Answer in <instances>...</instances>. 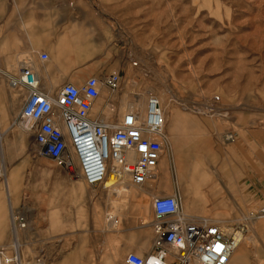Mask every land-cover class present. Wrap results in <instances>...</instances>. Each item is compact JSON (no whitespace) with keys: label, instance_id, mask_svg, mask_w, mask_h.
<instances>
[{"label":"rangeland","instance_id":"rangeland-1","mask_svg":"<svg viewBox=\"0 0 264 264\" xmlns=\"http://www.w3.org/2000/svg\"><path fill=\"white\" fill-rule=\"evenodd\" d=\"M88 1L94 14L110 21L112 38L121 40L125 54L119 67L107 71H120L121 88L110 97L102 90L94 112L108 119L123 111L124 103L143 105L153 94L163 113L174 110L185 124L172 129L177 146L171 139L163 146L159 178L144 187L121 185L118 197L110 191L116 187L87 186L49 158L32 154L33 137L15 125V138L26 136L16 150L19 187L8 185L9 194L3 190L2 198L9 215L11 209L25 214L27 228L40 230L43 240L37 250L19 247L23 262L43 251L49 264L62 259L126 264L128 253L149 252L154 217L146 188L156 195L178 190L174 156L191 150L186 154L196 153L207 175L202 185L190 183L183 212L225 219L235 231L247 228L241 244L245 264H264V216L257 215L264 206V0ZM8 47L0 45V56ZM134 60L138 65L133 67ZM9 63L0 59V69L11 73ZM0 79L3 92L17 97L19 90L8 86V77ZM216 96L219 101L213 103ZM108 98L118 99L114 110H105ZM167 123L168 118V137ZM186 165L190 171V162ZM12 169H5L6 179ZM57 216L70 222L50 227ZM8 245L9 257L12 237Z\"/></svg>","mask_w":264,"mask_h":264},{"label":"built area","instance_id":"built-area-1","mask_svg":"<svg viewBox=\"0 0 264 264\" xmlns=\"http://www.w3.org/2000/svg\"><path fill=\"white\" fill-rule=\"evenodd\" d=\"M46 60L48 56L40 55ZM134 60L131 66H137ZM19 75L8 76L12 89L26 90L22 108L14 123L33 137L31 152L46 157L79 177L85 185L100 187L107 173L114 180L125 177L133 187H144L156 178L157 164L168 137L164 133L161 103L151 94L144 112L130 108L115 112L108 120L94 112L102 90L114 95L121 88L120 71L90 76L80 85L65 83L54 94L38 88V78L26 61L20 64ZM213 103L219 97L212 98ZM117 98H108L112 109ZM0 168V178H4ZM154 232L151 250L143 255L128 253L126 264H228L231 246L218 226L205 218L186 215L178 190L170 195H155L151 202ZM257 215L264 216V206ZM10 235L13 255L0 248V264H49L40 252L22 262L16 234L28 227L25 214L10 210Z\"/></svg>","mask_w":264,"mask_h":264},{"label":"crops","instance_id":"crops-1","mask_svg":"<svg viewBox=\"0 0 264 264\" xmlns=\"http://www.w3.org/2000/svg\"><path fill=\"white\" fill-rule=\"evenodd\" d=\"M112 33L113 26L110 21L102 15L94 14L93 6L88 0H0V45L4 43L9 45L0 59L11 60L8 64L11 73L0 69V76H18L20 64L26 61L38 78V88L45 92L54 95L65 83L80 86L88 77L102 76L107 71L119 67L124 61L125 54L120 47L121 40L112 38ZM44 53L48 56L46 60L40 56ZM1 87L0 79V168L4 173L7 166L13 168L7 179L5 175L4 178H0L2 183L0 184V248H5L9 246L12 235H10L9 207L7 210L2 193L3 190L8 193V185L19 187L15 179L18 175L16 150L21 149V140L24 138L25 142L26 136L22 134L18 135L19 140L15 138L17 132L13 121L22 108L27 92L18 91L17 97H13L10 91L3 92ZM143 105L145 108L146 102ZM112 109H115V105ZM168 111L167 134H170L168 140L171 139L174 146H177L179 137L172 132V129L184 125L185 118L180 117L174 110ZM189 121L186 119V122ZM169 129H171L170 133H168ZM175 150L173 153L178 152L177 149ZM177 154L174 156L177 188L182 199V210L183 207L187 210L190 183L199 184L191 180L188 168L186 174L181 173L176 165ZM7 156L13 158L7 161ZM161 165L159 161L156 178H159L161 173ZM166 191L174 193L176 188L161 190L160 195H167L164 194ZM145 193L150 197L156 195L155 191L147 188ZM87 197L89 199L93 195L87 193ZM59 218L57 216L52 219L49 223L50 227L70 222L67 216H59ZM216 219L226 222L222 218L216 217ZM239 230L242 239L232 252L228 264H245L247 260L241 244L248 229L239 228ZM21 235L22 248L30 245L37 250L43 241L40 230L34 227L21 231ZM65 261L62 259L56 264L76 263L75 260Z\"/></svg>","mask_w":264,"mask_h":264},{"label":"bare ground","instance_id":"bare-ground-1","mask_svg":"<svg viewBox=\"0 0 264 264\" xmlns=\"http://www.w3.org/2000/svg\"><path fill=\"white\" fill-rule=\"evenodd\" d=\"M123 105L126 106V107H124V110H128L132 107L133 108L136 107L140 110V112H142V110L144 108V105H142L141 103H139L137 101H135V103L134 102H128V103L126 102ZM145 107H146V105H145ZM144 110H145V108H144ZM115 112L119 113L122 111L119 110V111H115ZM115 112H113L112 116L114 115ZM168 115H169L168 108H165L164 113L162 110V117L164 118V123L166 121V118H168ZM108 119L106 118L103 120H108ZM21 143H22L21 146H23L24 138H22ZM192 149L194 150V148H192ZM175 160H176V165L179 167L181 173H184V174H186L185 172L187 171L186 166L188 168V165H186V164L188 162H190L191 169L189 171V174H190L191 180L194 181L195 183L199 184V185H202V183H204L205 176L207 175V169L203 165L202 166L200 165V162H199L200 160L197 157L196 153H194L192 155H189L186 153H180V154L178 153ZM158 164H159V162H158ZM124 184L133 187L131 184L128 183V181L125 177H121L118 180H114L113 175L111 173H107L105 181H104L103 185H101V188L116 187V188H110V191L113 193V195L115 197H118L121 194V190H122L121 185H124ZM154 196H152L151 198H153ZM186 215H189V214H186ZM191 216H193V215H191ZM194 217H197V216H194ZM199 218H202V219L205 218L206 220L213 222L214 224H216L218 226L219 230H222V232L228 237L229 245L231 246V252L229 255V259H230L232 252L237 248V245L240 243V241L242 239L241 230H239V229H237L236 231L233 230L234 228H231V226L229 224L225 223L224 221H218L217 219L213 220V219L208 218V217H199ZM152 225H153V222H152ZM17 236H18V233L16 234V239H17ZM15 246L22 247V244L20 245L18 239L15 242ZM229 259H228V263H229ZM21 260L23 262V254H21Z\"/></svg>","mask_w":264,"mask_h":264}]
</instances>
